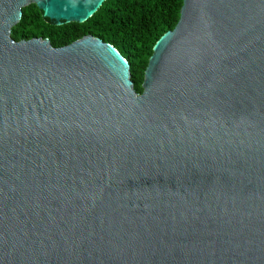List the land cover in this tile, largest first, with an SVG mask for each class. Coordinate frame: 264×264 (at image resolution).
<instances>
[{
  "label": "water",
  "instance_id": "95a60500",
  "mask_svg": "<svg viewBox=\"0 0 264 264\" xmlns=\"http://www.w3.org/2000/svg\"><path fill=\"white\" fill-rule=\"evenodd\" d=\"M0 0V264H264V0H182L135 91L91 35L14 41Z\"/></svg>",
  "mask_w": 264,
  "mask_h": 264
},
{
  "label": "trees",
  "instance_id": "16d2710c",
  "mask_svg": "<svg viewBox=\"0 0 264 264\" xmlns=\"http://www.w3.org/2000/svg\"><path fill=\"white\" fill-rule=\"evenodd\" d=\"M181 5L182 0H105L86 21L56 25L30 4L22 8L10 36L16 42L47 38L55 48L87 35L99 38L113 45L128 61L134 89L140 94L153 47L174 28Z\"/></svg>",
  "mask_w": 264,
  "mask_h": 264
}]
</instances>
